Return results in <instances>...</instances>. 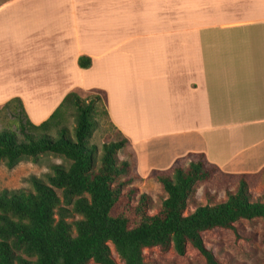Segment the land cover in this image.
<instances>
[{
	"label": "crops",
	"instance_id": "crops-1",
	"mask_svg": "<svg viewBox=\"0 0 264 264\" xmlns=\"http://www.w3.org/2000/svg\"><path fill=\"white\" fill-rule=\"evenodd\" d=\"M87 90L142 179L187 153L260 172L264 0H0V106L18 97L40 123Z\"/></svg>",
	"mask_w": 264,
	"mask_h": 264
},
{
	"label": "trees",
	"instance_id": "trees-1",
	"mask_svg": "<svg viewBox=\"0 0 264 264\" xmlns=\"http://www.w3.org/2000/svg\"><path fill=\"white\" fill-rule=\"evenodd\" d=\"M78 65L87 68L90 59L81 56ZM2 115L15 123L14 128L0 125V162L7 168L46 153L69 163L52 164L46 179L30 176L31 189L0 190V264H116L111 246L123 264H149L145 249L184 255L188 245L208 264H219L205 248L202 233L234 229L241 219H264V194L252 197L249 174L223 173L203 153H187L168 170L150 172L148 177L166 193L150 213V196L132 185L141 179L132 160L118 157L127 139L110 123L118 138L109 137L100 150L91 142L99 117L108 119L99 96L69 92L38 124L30 121L18 97L0 106V121ZM217 174L236 177L234 191L187 213L196 185Z\"/></svg>",
	"mask_w": 264,
	"mask_h": 264
},
{
	"label": "rangeland",
	"instance_id": "rangeland-1",
	"mask_svg": "<svg viewBox=\"0 0 264 264\" xmlns=\"http://www.w3.org/2000/svg\"><path fill=\"white\" fill-rule=\"evenodd\" d=\"M7 93L6 95H8ZM76 93L82 98L89 95L99 96L101 100L104 98L103 93L99 90L76 91ZM3 116L5 115L1 116L0 125L14 128L15 123L12 118H9L8 115L5 118ZM67 124L72 132L74 118L69 116ZM114 132L107 117L101 115L93 131L91 142L96 144L100 150L102 143L108 141L109 137L118 138ZM127 153L126 147L120 150L118 152L119 159H130L134 166L132 156L128 158ZM68 163L69 161L63 157L51 153L40 155L36 161L30 158L23 159L12 168H7L3 162H0V190L31 189L28 182L30 176L46 179V175L51 173L52 164L68 165ZM246 180L253 198H258L264 194V170L250 174ZM236 183V177L219 174L209 181L198 183L189 199L187 213L192 212L198 205L225 200L227 192L234 191ZM132 185L137 187L139 193H146L150 196L152 202L150 213H154L166 197L161 185L153 178L134 179ZM202 239L205 248L211 252L219 264H264L263 218L241 219L234 224V229L214 228L206 230L202 233ZM111 251L116 264H123L112 246ZM144 256L149 264H208L204 256L189 245L184 255H178L173 250L161 252L157 248H153L145 249ZM88 264L96 263L89 262Z\"/></svg>",
	"mask_w": 264,
	"mask_h": 264
}]
</instances>
